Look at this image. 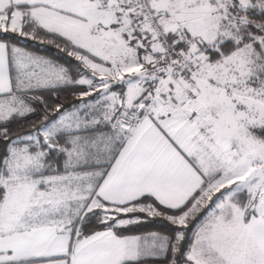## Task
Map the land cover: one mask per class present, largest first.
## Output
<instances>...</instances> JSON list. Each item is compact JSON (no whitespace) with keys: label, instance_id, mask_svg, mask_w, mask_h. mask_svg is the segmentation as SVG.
<instances>
[{"label":"snow or ice","instance_id":"obj_1","mask_svg":"<svg viewBox=\"0 0 264 264\" xmlns=\"http://www.w3.org/2000/svg\"><path fill=\"white\" fill-rule=\"evenodd\" d=\"M0 264H264V0H0Z\"/></svg>","mask_w":264,"mask_h":264}]
</instances>
